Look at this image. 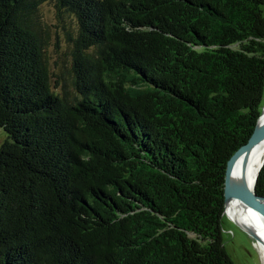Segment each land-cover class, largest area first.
Here are the masks:
<instances>
[{"label": "trees", "instance_id": "trees-1", "mask_svg": "<svg viewBox=\"0 0 264 264\" xmlns=\"http://www.w3.org/2000/svg\"><path fill=\"white\" fill-rule=\"evenodd\" d=\"M263 7L0 0V264H234L224 174L264 103Z\"/></svg>", "mask_w": 264, "mask_h": 264}, {"label": "bare ground", "instance_id": "bare-ground-1", "mask_svg": "<svg viewBox=\"0 0 264 264\" xmlns=\"http://www.w3.org/2000/svg\"><path fill=\"white\" fill-rule=\"evenodd\" d=\"M261 120H264V106ZM263 162L264 140L239 158L232 172V183L249 193L255 185L257 172ZM224 213L253 239L260 259L259 262L264 264V216L241 200L230 196L225 200Z\"/></svg>", "mask_w": 264, "mask_h": 264}, {"label": "rangeland", "instance_id": "rangeland-1", "mask_svg": "<svg viewBox=\"0 0 264 264\" xmlns=\"http://www.w3.org/2000/svg\"><path fill=\"white\" fill-rule=\"evenodd\" d=\"M41 13L42 17H44L45 23L49 26L51 32L49 45L47 47V54L49 56V66L51 68V72H55V62L59 60L57 56L58 53L56 51V45L58 44L59 49L63 47V44L60 41L62 39V34L61 31L59 32V27H57L58 22L55 17V10L53 6L49 3L43 4L41 6ZM4 140L5 135L2 129H0V145L3 143ZM222 228L225 249L234 264H261L259 262V256L255 253L248 238L240 229H238L233 224V222L225 213L223 214ZM249 239L253 243V239L250 237Z\"/></svg>", "mask_w": 264, "mask_h": 264}, {"label": "water", "instance_id": "water-1", "mask_svg": "<svg viewBox=\"0 0 264 264\" xmlns=\"http://www.w3.org/2000/svg\"><path fill=\"white\" fill-rule=\"evenodd\" d=\"M263 106H264V103L262 105L261 113L255 124L254 130L251 136L248 138L247 142L244 145L240 146L227 160L226 166H225V174H224V198L225 200L229 196L237 198L241 200L242 202L246 203L247 205H249L254 211L258 212L262 216H264V196L256 192L255 185L253 189L250 190L249 193L245 192L242 188L232 183L231 176H232V172L239 158L243 156L249 149H251L252 147H254L255 145H257L258 143L264 140V120H261L262 113H263ZM261 167L259 168V170L261 169ZM259 170L257 172V175L259 173ZM255 183H256V179H255ZM224 205H225V201H224ZM233 224L245 234L252 248L254 249L255 253L258 254L257 249L255 248L254 244L249 239V237L246 235V233L243 231V229L237 226L235 223Z\"/></svg>", "mask_w": 264, "mask_h": 264}]
</instances>
